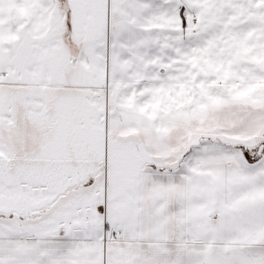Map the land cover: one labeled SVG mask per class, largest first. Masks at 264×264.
<instances>
[{
  "label": "snow or ice",
  "instance_id": "obj_1",
  "mask_svg": "<svg viewBox=\"0 0 264 264\" xmlns=\"http://www.w3.org/2000/svg\"><path fill=\"white\" fill-rule=\"evenodd\" d=\"M0 264H264V0H0Z\"/></svg>",
  "mask_w": 264,
  "mask_h": 264
}]
</instances>
